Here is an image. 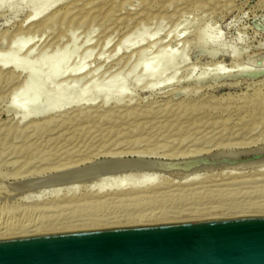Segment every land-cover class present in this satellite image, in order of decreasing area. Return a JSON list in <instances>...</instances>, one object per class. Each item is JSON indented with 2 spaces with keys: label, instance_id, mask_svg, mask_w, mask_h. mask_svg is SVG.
Returning a JSON list of instances; mask_svg holds the SVG:
<instances>
[{
  "label": "rangeland",
  "instance_id": "374dc122",
  "mask_svg": "<svg viewBox=\"0 0 264 264\" xmlns=\"http://www.w3.org/2000/svg\"><path fill=\"white\" fill-rule=\"evenodd\" d=\"M110 6L33 30L26 23L33 9L28 0H13L0 6V52L20 30L25 34L36 33L34 42L39 49L34 60H37L42 48L57 37L75 29L81 44L86 30L92 28L91 39L95 45L100 44L93 52L92 63L100 57L102 61L110 60L113 48L102 49L103 38L114 33V44L144 20L150 24L144 36L153 35L159 25L162 37L185 36L174 53L177 60L182 57L187 60L186 66L173 67L154 80L153 83L159 84L154 90L145 89L147 81L133 83L141 77L140 70L127 75L124 87L132 100L126 98L119 108L114 104L101 108L100 99L96 108L88 109L94 112L92 118L56 127L48 131L50 134L15 132L17 128L13 127L19 116L8 111L9 90L14 84L0 82V225L11 224L12 219L14 223L20 219L25 222L28 219L25 207L37 200L40 193L45 201L56 195L57 200L83 197L96 183L120 174L131 181L158 175L159 181L175 186L197 175L207 187L186 193L174 187L175 192L146 205H110L103 210L95 209L98 213L91 209L69 210L33 217L66 222L70 217L90 213L113 218L111 215H124L128 209L160 207L159 212L163 207L171 217L177 211L187 215L181 218L189 217V211L201 208L202 213L211 211L213 220H223L232 217L218 216L231 215L239 209L264 210V0H117ZM183 13L188 14L175 29V22ZM202 33L212 37L205 46L200 42ZM218 48H222L218 61L227 68L223 72L231 74L229 78H216L212 70L205 73L207 55ZM153 52L156 49L147 58H152ZM233 53H237L235 61ZM137 55L131 63L138 60ZM105 69L106 65L97 76L103 77L98 84L102 89L108 86V81H104L109 76L105 75ZM253 73L260 76L253 78ZM86 90L88 84L82 81L72 94ZM107 111L114 114L108 120ZM6 207L8 213L1 211ZM248 217L264 215L236 219Z\"/></svg>",
  "mask_w": 264,
  "mask_h": 264
},
{
  "label": "bare ground",
  "instance_id": "6f19581e",
  "mask_svg": "<svg viewBox=\"0 0 264 264\" xmlns=\"http://www.w3.org/2000/svg\"><path fill=\"white\" fill-rule=\"evenodd\" d=\"M12 1L13 0H0V6H2L3 3L10 4ZM25 1L27 0H20V2ZM28 2L32 4L33 9L26 23L31 24L30 29L33 30L43 25L51 27L54 22L60 19H62V21H66L68 18L73 19L77 14L79 15V13L86 12L87 14H91L97 9H103L104 6L114 5L117 3V0H77L74 2H67V0H28ZM187 14L188 13H183L178 20H176L175 29H178L183 24ZM78 15L76 17H78ZM93 17L95 18V16ZM149 25L148 21H139L114 44V33L105 36L103 38L102 49H107L112 46L113 53H111V59L109 60L108 58L102 61L100 57L95 59L94 63H92L93 60L91 61V58L94 57V50L98 48L97 46L100 44L95 45L93 43L91 39L93 34L92 28L86 30L85 36H82L84 38L81 44H79V33H76L77 30L75 29H72L63 36L57 37V40H54L49 43L48 46L46 45L42 48L37 60H34L37 53L36 51L39 49L38 45L34 42L36 33L25 34L20 30L9 42L7 48L0 52V82L2 83L4 80L7 83L14 84L12 91L9 90L8 100L10 107H8V111H13L17 117L19 116L17 125L13 127L17 128L15 132L19 133L18 131H20L21 133H26L31 130L30 133H39L40 135L41 132H51L56 127L61 128L65 125H73L75 122L77 123L78 120L81 121V118H86L87 121V119L92 118V114L94 113L88 109L96 108V101L98 102V100L102 99V102L100 101L102 104L100 106L101 108H106L110 106V104H114L119 108L126 98H132L124 87L127 79L125 77H127V75L140 70L142 73L141 77L133 81V83L138 85L143 83V81H149L148 84L147 82L145 83V89L154 90L159 84H155L153 81L158 79L163 73L173 67L178 66V68H180L184 65L186 66L187 60L184 57L177 60L175 58L176 54L174 53L182 39L186 37L181 36L180 38H175L173 36L169 39L170 34L162 37L160 34V25L156 27L157 31L153 35L144 36ZM64 37L68 39L65 41L63 40ZM82 37H80V39H82ZM211 38L209 34L202 33L200 35L201 45L205 46ZM83 48L85 49L84 51L82 50ZM155 49L156 53L153 52L154 56L152 58H147L148 54L155 51ZM135 54H138L137 57L139 56V58L131 63ZM231 56L234 61L237 59V53H233ZM221 57L222 48L215 49L207 55L209 62L204 65L205 73L212 70L216 73V78H229L231 74L223 72L227 70V68L218 61ZM104 65L107 66V69L104 71H107L105 72L106 74L103 73L102 76H109H105L107 79L104 80L108 81V86L102 89L98 84L100 82L99 80H103V77L102 79H97V76ZM128 65H130V67L125 70ZM192 68L194 69V67ZM258 76H260V73L252 74L253 78ZM82 81L88 84V90L78 95L72 94L74 87L82 83ZM55 84L56 88H54L55 86L53 87ZM11 87L12 86H10V88ZM4 90L5 89L2 91ZM129 104H131V101ZM110 108L108 110H110ZM113 115L112 111H107L105 114L106 120L112 118ZM21 125H23V129L19 128ZM159 179L158 175H150L131 181L124 174H120L113 175L108 179L102 180V182L96 183L90 188L88 194L83 197H77L75 195V197L67 196L57 200L56 198H58V195H56L53 200L45 201L42 198L43 193H40L37 200L29 203V205L27 204L25 207L24 211L26 216H28V219L25 217V219H27L25 222H21L20 219L18 223L16 221V223H14L12 219V221H10L11 224L7 223L6 225L5 222L4 226L3 223H1L0 240L52 235L64 232L71 233L73 231H93L116 229L120 227L155 226L159 224L165 225L167 223L175 224L180 222L187 223L199 220H213L214 215L212 212L208 211L202 213L203 211H201V208L195 211H193L194 209L189 211L191 212L188 214L189 217L184 218H181V216L185 215L183 214L184 211H177L171 217L168 215L169 210H165L163 207L159 212H157V210L160 209V207L156 209L150 207L147 209L141 208L135 211H130L127 208L128 210H126V212H122L124 215L119 216L117 214L118 216H112L110 214L113 218L96 214L98 212L95 209L102 208L103 210V208H107L110 205L126 204L127 206H132L152 203L160 197L175 192L176 190H173L174 187L178 188V191L185 193L187 191L197 192L207 187L206 182L202 181L197 175L192 177L189 176V178L187 177L184 182H180L177 186H175L176 184L170 185L168 182H161ZM234 179H238V177ZM6 205L7 204H5V206ZM7 208L8 207L1 211L4 210L6 211L5 213H8ZM9 208H11V206ZM88 209L94 210L96 213L80 215L77 218L73 216L76 219H71L70 217L69 219L67 218L68 221L66 220V222L65 219L64 222L57 220L48 222L42 219L45 216H42L40 219L37 217L38 220H35V217H33V215L36 216V214L46 215L51 212L60 213L69 210L86 211ZM247 215H264V210L248 211L247 209H239V211H236L234 214L228 215L223 213L218 217H222L220 219H223L228 216L232 217V219L235 217L236 219V217H244ZM21 217L23 218V215Z\"/></svg>",
  "mask_w": 264,
  "mask_h": 264
},
{
  "label": "water",
  "instance_id": "95a60500",
  "mask_svg": "<svg viewBox=\"0 0 264 264\" xmlns=\"http://www.w3.org/2000/svg\"><path fill=\"white\" fill-rule=\"evenodd\" d=\"M0 264H264V217L0 240Z\"/></svg>",
  "mask_w": 264,
  "mask_h": 264
}]
</instances>
